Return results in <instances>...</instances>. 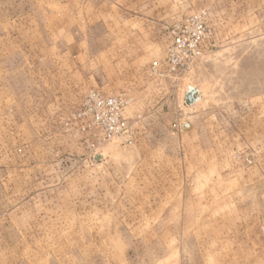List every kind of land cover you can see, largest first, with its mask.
Segmentation results:
<instances>
[{"label":"rangeland","instance_id":"1","mask_svg":"<svg viewBox=\"0 0 264 264\" xmlns=\"http://www.w3.org/2000/svg\"><path fill=\"white\" fill-rule=\"evenodd\" d=\"M0 264H264V0H0Z\"/></svg>","mask_w":264,"mask_h":264},{"label":"built area","instance_id":"2","mask_svg":"<svg viewBox=\"0 0 264 264\" xmlns=\"http://www.w3.org/2000/svg\"><path fill=\"white\" fill-rule=\"evenodd\" d=\"M195 46L196 44L193 43ZM180 46L172 44L168 50V61L172 70L184 63L183 57H178ZM123 101L117 98L102 97L98 93H90L82 104V117L87 120L83 130L91 132L96 137L94 146L100 147L116 138L125 143L131 142L128 123L122 118Z\"/></svg>","mask_w":264,"mask_h":264},{"label":"water","instance_id":"3","mask_svg":"<svg viewBox=\"0 0 264 264\" xmlns=\"http://www.w3.org/2000/svg\"><path fill=\"white\" fill-rule=\"evenodd\" d=\"M200 100V95L198 91L194 88H189L185 94V104L187 106H191L197 103ZM94 161H101L102 157L100 155H95Z\"/></svg>","mask_w":264,"mask_h":264}]
</instances>
